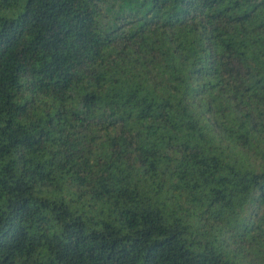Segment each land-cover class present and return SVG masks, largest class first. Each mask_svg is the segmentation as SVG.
<instances>
[{
  "label": "trees",
  "instance_id": "trees-1",
  "mask_svg": "<svg viewBox=\"0 0 264 264\" xmlns=\"http://www.w3.org/2000/svg\"><path fill=\"white\" fill-rule=\"evenodd\" d=\"M0 264H264V0H0Z\"/></svg>",
  "mask_w": 264,
  "mask_h": 264
}]
</instances>
